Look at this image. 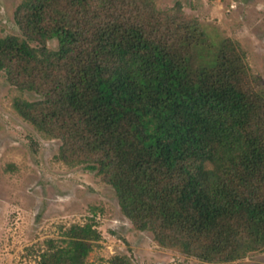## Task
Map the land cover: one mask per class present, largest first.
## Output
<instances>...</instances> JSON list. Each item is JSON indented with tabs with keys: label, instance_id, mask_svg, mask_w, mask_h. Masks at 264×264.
Here are the masks:
<instances>
[{
	"label": "trees",
	"instance_id": "16d2710c",
	"mask_svg": "<svg viewBox=\"0 0 264 264\" xmlns=\"http://www.w3.org/2000/svg\"><path fill=\"white\" fill-rule=\"evenodd\" d=\"M173 11L153 0H23L22 38H0V72L38 96L14 99L15 112L60 141L59 161L110 185L136 230L233 262L264 250V87L234 42L215 44ZM95 238L86 226L47 240L37 264H84Z\"/></svg>",
	"mask_w": 264,
	"mask_h": 264
},
{
	"label": "rangeland",
	"instance_id": "374dc122",
	"mask_svg": "<svg viewBox=\"0 0 264 264\" xmlns=\"http://www.w3.org/2000/svg\"><path fill=\"white\" fill-rule=\"evenodd\" d=\"M23 0H0V38H22L14 13ZM163 12L201 24L216 41L234 42L252 77L264 87V0H153ZM51 50L55 41L47 43ZM33 101L32 92L11 86L0 72V264H37L45 241L73 239L95 231L84 264H264V250L228 263H211L159 246L122 214L113 188L84 165L57 159L60 141L38 132L14 110L13 101ZM77 237V236H76ZM80 238V237H78ZM82 239V238H80Z\"/></svg>",
	"mask_w": 264,
	"mask_h": 264
}]
</instances>
